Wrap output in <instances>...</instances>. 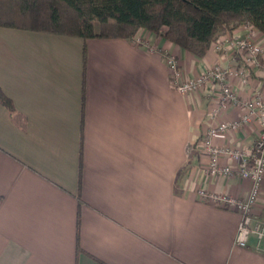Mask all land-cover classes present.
<instances>
[{"label": "crops", "instance_id": "obj_1", "mask_svg": "<svg viewBox=\"0 0 264 264\" xmlns=\"http://www.w3.org/2000/svg\"><path fill=\"white\" fill-rule=\"evenodd\" d=\"M4 30L0 87L14 110L0 104V264H264L254 238L234 244L238 213L197 192L249 191L235 173L205 169L200 144L218 86L176 92L163 55L176 56L185 79L217 63L244 66L250 80L228 83L240 99L264 96L258 30L220 34L203 56L144 29L142 44ZM234 35L261 47L257 66L215 48ZM244 112L230 105L217 119ZM241 127L212 141L250 146L259 125ZM260 189L253 211L264 218V179Z\"/></svg>", "mask_w": 264, "mask_h": 264}, {"label": "trees", "instance_id": "obj_2", "mask_svg": "<svg viewBox=\"0 0 264 264\" xmlns=\"http://www.w3.org/2000/svg\"><path fill=\"white\" fill-rule=\"evenodd\" d=\"M242 25L264 36V0H0V26L88 38L144 29L195 56ZM0 104L13 112L0 87Z\"/></svg>", "mask_w": 264, "mask_h": 264}, {"label": "built area", "instance_id": "obj_3", "mask_svg": "<svg viewBox=\"0 0 264 264\" xmlns=\"http://www.w3.org/2000/svg\"><path fill=\"white\" fill-rule=\"evenodd\" d=\"M134 43L142 44V40L135 36ZM215 48L220 52H237L245 66L254 67L258 64V56L262 49L254 44L249 36H229L215 43ZM164 61L171 70L172 86L180 94L199 91L204 86H218L215 107L209 110L212 124L203 132L200 148L207 156L206 172L215 176L230 175L235 173L240 178L249 181V191L244 198H238L228 193H216L199 189V197L217 207L233 210L238 213L239 221L234 236V244L238 247H248L250 238H254L255 252L264 254V218L254 214V205L257 200L264 179V96L256 92L250 99H240L235 90L228 83V78H237L243 83L250 80L247 69L236 65L214 64L212 67L196 74L182 78L179 62L176 56L163 54ZM230 105H238L245 109L238 119L225 121L217 119L222 109ZM257 121L259 129L256 138L250 146H222L212 140L217 135L228 132H237L245 124ZM225 156L234 166L222 161Z\"/></svg>", "mask_w": 264, "mask_h": 264}, {"label": "rangeland", "instance_id": "obj_4", "mask_svg": "<svg viewBox=\"0 0 264 264\" xmlns=\"http://www.w3.org/2000/svg\"><path fill=\"white\" fill-rule=\"evenodd\" d=\"M0 29H5L4 31H14L15 33H18L19 31H21V30H19V29H13V28H0ZM7 29V30H6ZM8 33V32H7ZM219 36V35H218Z\"/></svg>", "mask_w": 264, "mask_h": 264}]
</instances>
